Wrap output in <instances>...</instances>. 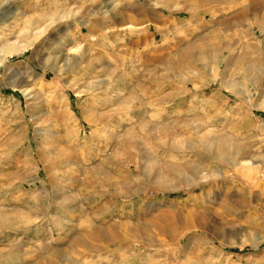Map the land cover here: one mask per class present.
<instances>
[{"label": "rangeland", "instance_id": "374dc122", "mask_svg": "<svg viewBox=\"0 0 264 264\" xmlns=\"http://www.w3.org/2000/svg\"><path fill=\"white\" fill-rule=\"evenodd\" d=\"M5 4L0 264H264V0Z\"/></svg>", "mask_w": 264, "mask_h": 264}, {"label": "bare ground", "instance_id": "6f19581e", "mask_svg": "<svg viewBox=\"0 0 264 264\" xmlns=\"http://www.w3.org/2000/svg\"><path fill=\"white\" fill-rule=\"evenodd\" d=\"M6 5V4H5ZM4 8L0 11V16H2V15H5L4 16V18L2 19V18H0V24H1V22L3 23V21H5V22H7V21H9V19H13L14 17H16L17 16V12L15 11V10H17V9H12V7L10 6V4H8V5H6V6H3ZM15 8V7H14ZM253 28H254V30L255 29H260L258 26H253ZM30 31H25V33L24 34H28ZM42 32H37V34L36 35H39V34H41ZM20 34V33H19ZM42 35V34H41ZM40 35V36H41ZM37 39H38V37H36ZM35 38V39H36ZM28 38H26V40H27ZM25 40V41H26ZM29 44V43H28ZM13 48V47H12ZM191 50V49H190ZM2 52H5V48H2ZM10 52L12 53V52H14L15 53V51H13V49H10ZM37 54H40L41 52H39V51H37L36 52ZM191 53V52H190ZM187 60V59H186ZM188 60L190 61V63L191 62H194L193 61V59H192V57L188 54ZM250 99V98H249ZM248 170H250V169H248ZM252 171V170H251ZM245 172H246V170H245ZM251 173V172H250Z\"/></svg>", "mask_w": 264, "mask_h": 264}]
</instances>
